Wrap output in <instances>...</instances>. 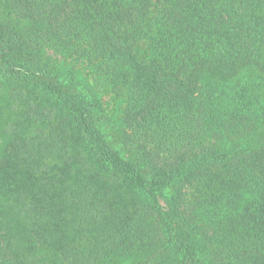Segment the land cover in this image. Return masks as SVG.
I'll return each mask as SVG.
<instances>
[{"label":"trees","instance_id":"16d2710c","mask_svg":"<svg viewBox=\"0 0 264 264\" xmlns=\"http://www.w3.org/2000/svg\"><path fill=\"white\" fill-rule=\"evenodd\" d=\"M0 264H264V0H0Z\"/></svg>","mask_w":264,"mask_h":264},{"label":"rangeland","instance_id":"374dc122","mask_svg":"<svg viewBox=\"0 0 264 264\" xmlns=\"http://www.w3.org/2000/svg\"><path fill=\"white\" fill-rule=\"evenodd\" d=\"M103 99L106 100V101H110V105H111V107H110L111 109L110 110H112L111 112L112 113L116 112L117 103H118L119 99L118 98L117 99H113L111 95L107 96V94L104 95ZM114 115L116 117H120L121 113L120 112H118V113L116 112V113H114Z\"/></svg>","mask_w":264,"mask_h":264}]
</instances>
